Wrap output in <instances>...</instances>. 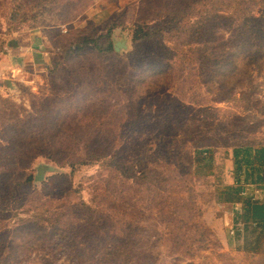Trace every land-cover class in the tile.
<instances>
[{
	"label": "trees",
	"instance_id": "obj_1",
	"mask_svg": "<svg viewBox=\"0 0 264 264\" xmlns=\"http://www.w3.org/2000/svg\"><path fill=\"white\" fill-rule=\"evenodd\" d=\"M86 1L73 17H57L56 23L72 30L70 24L99 0ZM56 5L57 0H35L18 13L35 10V19ZM62 14L70 17L72 10L64 8ZM110 15L101 11L97 22ZM27 19L19 20L14 31ZM131 41L132 53L118 57L111 38L80 34L49 70L82 62L84 76L74 80L73 96L50 116L31 119L27 127L1 110L10 101H0V125L7 138L6 146H0V215L13 209L21 194L39 195L29 172L37 158L73 172L95 167L102 174L92 179L90 203L71 208L73 199L48 196L44 186L47 197L39 195L41 201L28 211L34 221L18 219L17 227H23L14 233L67 246L76 263L120 264L124 259L129 264L128 244L143 248V227L158 225L165 232L168 256L192 260L209 236L192 183L206 178L201 170L211 164L208 153L223 145L230 151L232 183L219 188L216 202L240 206L236 216L243 222L241 230L257 235L247 254L264 264V254L258 257L255 251L264 236V203L243 197L245 187L264 189V141L253 136L264 124L232 111L214 110L208 119L184 109L185 98L201 101L209 95L242 113L252 110L262 87L258 79L264 78V0H140ZM90 56L96 58V69L85 82ZM221 116L223 122L218 121ZM24 137L33 139L29 145L35 149L26 161L30 150L18 145ZM9 229L0 226V264L16 260ZM107 249L105 258L93 256Z\"/></svg>",
	"mask_w": 264,
	"mask_h": 264
},
{
	"label": "rangeland",
	"instance_id": "obj_2",
	"mask_svg": "<svg viewBox=\"0 0 264 264\" xmlns=\"http://www.w3.org/2000/svg\"><path fill=\"white\" fill-rule=\"evenodd\" d=\"M139 1L140 0H99L93 7L91 6V8L84 10V13L70 24L72 30L69 31L68 25H59L56 23L57 17L61 19L73 17L80 8L85 7L87 3L86 0H57V5L53 11L45 12L43 15L40 14L35 19L32 18L37 14L35 10L27 11L22 15L18 13V11H21L20 9L27 10L35 0H0V58H4V56L18 58L12 55L9 46L16 42V40L21 41V36H23V43L29 46L30 38L28 36L32 32H37L36 35L42 38V41L46 44L45 51L47 56L43 74L36 76L35 79L28 76L27 79L30 80L26 81V79L24 84H30L29 86L22 85L21 90L12 97L0 99L2 102L8 100L12 104L3 105L1 110H4L5 114L15 120L13 123H15L16 120H20L21 127H27L30 120L34 118H36V120L39 119V115L50 116L52 110L59 106L64 99L66 100L73 96L77 88V85L73 83L74 80L76 78L81 79V75L84 76L82 72L83 69L79 65V63H82L80 61L74 63L71 67L65 66L58 70L54 68L53 72L49 74V70H51L54 61L62 58L64 50L69 45L74 44L80 37V34H84L86 38L92 37L97 40H99L100 37H109L112 39L113 33L116 30H120L122 33L129 36L131 40L132 28L136 20ZM64 8L72 10V15L70 17H66L62 14ZM103 10H107L111 15L108 20L99 23L97 22L98 19H96V14ZM24 16L28 18V21L21 24V30L15 32V27L19 28L18 22L24 18ZM112 26L116 27L115 30L111 29ZM77 29L82 31L76 32ZM130 42L132 44V41ZM132 51L133 45L131 52L122 56L115 55L123 57L132 53ZM95 61L96 58L90 56L89 61L85 62L84 69L89 72L88 75L85 73V82L90 81V76L96 69L94 66ZM105 70L107 73H111L113 68L107 65ZM258 82L262 87L259 89L258 94L253 97V103L255 105H253L252 110L247 113H242V111L228 104L217 103L214 96L209 97V95H207L205 99L202 98L201 101L195 99L188 101L189 97L185 98L184 109L191 115H203V117H207L208 119V115H211V111H232L240 118L264 124V78L260 77ZM239 95L240 92L237 91L236 97L238 98ZM170 98L174 104L178 102L176 96L171 95ZM152 105H154V103H152ZM176 110L180 109L176 108ZM3 121V116H0V124H2ZM218 121L223 122L224 118L221 116ZM253 136L260 141H264V125L260 127ZM27 137L18 141V145H23V147L27 145V151L30 150V154L24 161L35 151L33 146L29 145L33 139L29 141ZM6 142L7 138L3 132V127L0 125V146H6ZM23 150H25V148ZM228 150L229 149L221 145L215 152H209L206 161L207 163L210 161L211 164H208V166H205V168L201 170L206 178L192 183L194 193L196 194V204L202 215V222L206 228V232L209 234L207 242L199 245V250H197L198 252L194 255L196 256L195 259H186V255L168 256L165 232L158 225L156 228L152 225H146L143 227L145 234H143L141 238L144 247L139 249L138 245L135 244V248L137 249H133V245L128 244L129 253L126 259L129 264L258 263L257 257L252 258L247 254L253 251V243L257 235H255L256 233L253 234L251 230L248 232H243L241 230L243 228V222L240 219L238 220L236 216V212L240 213V206L218 204L216 202L217 194L220 192L219 188L228 186L232 183V175L230 174L231 159H229L230 151ZM39 164L52 165L56 167L58 171L55 174H48L42 184L35 185L34 168ZM29 172L33 174V191L43 196L42 199L47 197L42 192L43 187L46 186L48 196H56L55 198L64 200L73 199V206H71V208L77 207L82 203L88 204L91 202L92 191L94 190V188L92 189V179L102 174L99 172V169L95 167L80 168L73 172V170L68 167L60 168L51 161L41 157L31 163ZM103 179L106 180V177ZM97 182L98 180L96 183ZM39 195L30 198L26 194H21L17 202L13 205V209H9L8 213L3 214V216L0 215V226L10 228L8 231L11 232L9 233V241L13 244L14 256H16V260H14L12 264H83L76 263L70 259V251L67 246L58 247L56 243H54L55 245L44 244V240L40 235L34 238L31 236L21 238L18 234L14 233L15 230H18V228L20 230L23 227V225L17 227L18 219L23 221L30 220L31 218V221H34L33 214L28 213V211H31L32 207L41 201ZM243 197L253 198L254 200H259V202L264 203V189L256 190L252 186L245 187L243 190ZM99 201L105 202L103 198H100ZM63 203L62 201L55 205L59 206L63 205ZM54 209L55 207L51 209V212ZM13 221L15 222L14 224ZM235 223H237V225ZM14 227L17 228L12 229ZM236 228L239 230L238 232H236ZM121 238H123L122 234H120V239ZM259 243L255 251L258 253L257 256L261 257L262 254H264V236ZM197 247L198 245H196V249ZM109 250L111 249L98 251L94 253L93 256L96 257L99 255L100 259L105 258V255L110 253ZM83 253L86 254V251ZM122 254L125 257V253ZM91 264L107 263L94 261ZM120 264H124V259L120 261Z\"/></svg>",
	"mask_w": 264,
	"mask_h": 264
},
{
	"label": "crops",
	"instance_id": "obj_3",
	"mask_svg": "<svg viewBox=\"0 0 264 264\" xmlns=\"http://www.w3.org/2000/svg\"><path fill=\"white\" fill-rule=\"evenodd\" d=\"M100 12L97 13L99 14ZM36 33L32 32L29 34V46L23 43V36L20 37L21 41L16 40L9 46L10 52L14 57H24L23 68L13 67L11 58L7 56L0 58V99L12 97L21 90L22 85L29 86L30 84H24L28 76L35 79L36 76L43 74L47 62L46 44ZM29 80L27 79L26 81Z\"/></svg>",
	"mask_w": 264,
	"mask_h": 264
},
{
	"label": "water",
	"instance_id": "obj_4",
	"mask_svg": "<svg viewBox=\"0 0 264 264\" xmlns=\"http://www.w3.org/2000/svg\"><path fill=\"white\" fill-rule=\"evenodd\" d=\"M129 36L122 33L120 30H116L112 35V47L116 55L122 56L131 52L132 44ZM11 64L13 67H24V58H11ZM34 184H42L48 174H55L58 170L56 167L49 164H39L34 168Z\"/></svg>",
	"mask_w": 264,
	"mask_h": 264
}]
</instances>
